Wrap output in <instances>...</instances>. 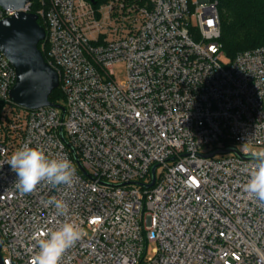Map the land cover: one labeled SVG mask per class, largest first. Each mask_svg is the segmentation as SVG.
I'll return each mask as SVG.
<instances>
[{"label": "built area", "instance_id": "built-area-1", "mask_svg": "<svg viewBox=\"0 0 264 264\" xmlns=\"http://www.w3.org/2000/svg\"><path fill=\"white\" fill-rule=\"evenodd\" d=\"M33 1L0 6V22L18 11L42 20L64 110L14 104L0 51L3 263L32 264L44 233L72 222L86 235L60 264H264V203L244 191L255 161L239 150L264 151V46L224 64L217 1ZM25 144L67 157L74 185L21 195L7 162Z\"/></svg>", "mask_w": 264, "mask_h": 264}, {"label": "clouds", "instance_id": "clouds-1", "mask_svg": "<svg viewBox=\"0 0 264 264\" xmlns=\"http://www.w3.org/2000/svg\"><path fill=\"white\" fill-rule=\"evenodd\" d=\"M252 157L255 161L254 170L244 185V191L250 198L264 203V151L252 152ZM7 163L16 175V188L21 195L33 193L41 183L52 187H72L75 182V168L67 157L49 158L38 146L23 145L11 154ZM47 204L54 205L58 216L68 212V205L63 199L51 197ZM85 235L84 228L72 222L63 223L56 230L44 233L38 241L39 252L32 264H60L65 252Z\"/></svg>", "mask_w": 264, "mask_h": 264}, {"label": "water", "instance_id": "water-1", "mask_svg": "<svg viewBox=\"0 0 264 264\" xmlns=\"http://www.w3.org/2000/svg\"><path fill=\"white\" fill-rule=\"evenodd\" d=\"M32 0H0V6L8 9H23ZM96 3V0H89ZM38 15L25 11L5 18L0 22V51L8 59L16 72V82L11 88L10 99L17 106L26 109H36L55 105L49 100L50 95L59 87V75L52 68L39 49L46 37L44 27L38 22ZM64 108L60 105H56ZM236 152L233 148L216 150L217 153ZM152 168V182H155V169ZM3 239L0 235V264H4L1 255Z\"/></svg>", "mask_w": 264, "mask_h": 264}, {"label": "trees", "instance_id": "trees-1", "mask_svg": "<svg viewBox=\"0 0 264 264\" xmlns=\"http://www.w3.org/2000/svg\"><path fill=\"white\" fill-rule=\"evenodd\" d=\"M217 1L221 19L224 53L233 59L237 53L264 46V0H211ZM32 11L36 4L33 1ZM43 25L42 20H38ZM42 42L39 43V49ZM46 57L45 51L42 52ZM64 94L58 87L50 95L49 100L62 105Z\"/></svg>", "mask_w": 264, "mask_h": 264}, {"label": "rangeland", "instance_id": "rangeland-1", "mask_svg": "<svg viewBox=\"0 0 264 264\" xmlns=\"http://www.w3.org/2000/svg\"><path fill=\"white\" fill-rule=\"evenodd\" d=\"M192 1H197V0H192ZM230 60H231V58L228 57L225 53L221 57V61L224 64H227ZM115 78L117 79V82H123L126 80V68H125L124 64H118L115 67ZM239 150L243 153H245L246 151L254 152V150H256V148H247L246 146H239ZM155 246H156V244H154V243H150L148 245V257H151L154 255L153 250H154Z\"/></svg>", "mask_w": 264, "mask_h": 264}]
</instances>
